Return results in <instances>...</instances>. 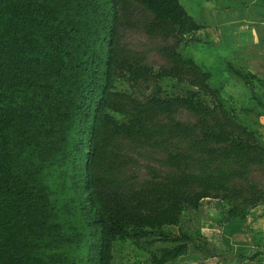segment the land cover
<instances>
[{
  "label": "trees",
  "instance_id": "obj_1",
  "mask_svg": "<svg viewBox=\"0 0 264 264\" xmlns=\"http://www.w3.org/2000/svg\"><path fill=\"white\" fill-rule=\"evenodd\" d=\"M133 26L176 40L160 47L169 65L156 72L122 55L118 32ZM202 28L182 0H0V264H53L41 241L51 225L71 245L56 264H112L118 241L149 250L146 264L174 261L191 245L234 257L210 249L205 237L170 229L206 198L222 202L225 221L244 220L264 203L258 182L228 183L197 169L264 167L259 134L233 120L212 74L178 51ZM233 70L254 84L255 74ZM117 72L146 89L163 77H187L193 88L134 97L114 90ZM126 111L127 121L113 115ZM109 132L156 143L165 153L160 164L116 152ZM44 167L59 185L43 183Z\"/></svg>",
  "mask_w": 264,
  "mask_h": 264
},
{
  "label": "rangeland",
  "instance_id": "obj_2",
  "mask_svg": "<svg viewBox=\"0 0 264 264\" xmlns=\"http://www.w3.org/2000/svg\"><path fill=\"white\" fill-rule=\"evenodd\" d=\"M259 1V0H258ZM182 4L190 15L201 25L204 26L201 30L189 34L187 37L194 36L198 41H190L189 43H179L178 51L186 58L193 59L201 69L209 71L212 77L209 81L213 88L220 92V101L225 106V109L231 113L233 120L255 130L261 139L264 141V25L254 26L256 31L255 40L249 38L244 29H233L236 23L235 18H242V13H236L235 5L231 0H182ZM259 4V3H258ZM264 5V0L261 3ZM136 7V4H134ZM136 9V8H135ZM137 10V9H136ZM138 11H143V6H138ZM261 12L255 11L249 17L260 20L264 18V9ZM232 21V22H231ZM238 23H240L238 21ZM242 23H240L241 25ZM235 38L232 39L233 33ZM247 32V29H246ZM121 38V53L128 56L132 60H140L151 67L154 71H158L160 66L169 65L168 58L161 52L160 47L165 44H175L176 40L171 38L168 42H164L158 36L147 35L144 30L138 26L126 27L119 30ZM240 69L243 72H251L255 74L256 79L254 84H246L244 80L238 76L233 69ZM116 73L114 81V90L125 94L142 97L148 95L151 91L160 90L163 95L183 94L187 90L193 88L188 82L189 78L176 79L173 77H163L153 79L151 89H146L144 84H136L128 75H120ZM254 90V94H253ZM256 97H253V96ZM201 98L208 103H212L213 99L209 95L202 94ZM126 100V98H124ZM25 100H20L14 104L19 109ZM130 111V110H128ZM128 111L125 113L113 112V115L119 121L128 120ZM182 117L188 118L184 113ZM111 146L116 152L132 153L137 156L142 162H148L150 165L158 166L159 160L165 153L156 143H150L144 146L137 140V137L129 136L124 133L106 134ZM113 143V144H112ZM42 174L43 183L49 185L51 182L60 184L57 174L48 171L44 167ZM235 168H239L238 171ZM197 169L204 171L207 175L219 174L222 181L228 183L241 184L248 181H255L264 186V167L261 164L252 166H242L232 162L214 163L208 165L204 170L197 166ZM49 173V177H48ZM221 206L222 203L220 202ZM200 210H188L181 219L178 226H172L170 229L173 232L184 230L194 235L198 241L203 242L204 237L208 241V247L215 249L220 255L231 254V245L223 232L215 233L212 237V242L208 240L202 233L204 219V203ZM261 217L264 214V206H260ZM67 216L71 217L72 225L76 224V219L69 211ZM55 227L51 225L46 229L41 241L46 240L43 245L44 254L49 256L53 264L54 259L62 258L60 252H65L71 249L68 241L54 231ZM262 235L253 240L252 250L261 249L264 246V226L262 227ZM217 232V231H216ZM259 233V234H260ZM171 243H158L155 248L173 246ZM74 246V245H72ZM222 248H225L224 251ZM52 254L54 256H52ZM75 253H71L74 255ZM250 254H253L250 251ZM187 259L192 258H207L211 257L210 251L200 250L191 245L184 256ZM178 259L171 261L176 263ZM226 260V258L224 259ZM150 261L149 250L141 249L137 245L129 241H118L113 246V261L112 264H146ZM168 262L167 264H170ZM172 263V264H174Z\"/></svg>",
  "mask_w": 264,
  "mask_h": 264
},
{
  "label": "crops",
  "instance_id": "obj_3",
  "mask_svg": "<svg viewBox=\"0 0 264 264\" xmlns=\"http://www.w3.org/2000/svg\"><path fill=\"white\" fill-rule=\"evenodd\" d=\"M231 1H233L235 5H238L235 9L236 13H242V18H235L237 20L236 23L231 21V24L234 25L233 29L238 28L240 31L241 28H243L244 30L240 32H245L249 38H253V40H255L256 31L254 26H258L259 24L264 25V18L260 17V20H258L249 17V15L255 11L262 13L260 10L264 9V5L260 4L261 0ZM238 21L242 24L240 25ZM234 33L232 39L228 40L229 42L233 41L236 37ZM220 202L221 201L219 199L215 198H206L202 201L201 206L204 203L202 233L208 237L210 242H212L211 236H213L215 233H218V231L223 232L225 241L228 239L231 245L230 251L232 252L231 254H234V257L211 256L207 258L195 257L192 259H187L184 257V254L178 258L176 263L171 262L170 264H264V246L261 249H255L254 251L252 250V248H254L253 240L263 234L260 232L263 231L262 227L264 226V214L261 217V212H259L260 210L257 209L260 206H264V203L250 208L247 217L244 220L236 219L225 221L224 208L223 205L221 206ZM222 249L226 251L225 248ZM250 251H252L253 254H250ZM240 254H242L243 257H240ZM223 255L227 256V254ZM225 258L226 260H224Z\"/></svg>",
  "mask_w": 264,
  "mask_h": 264
}]
</instances>
